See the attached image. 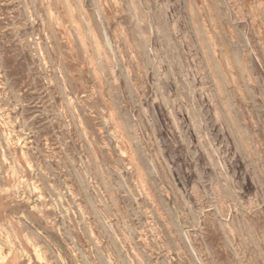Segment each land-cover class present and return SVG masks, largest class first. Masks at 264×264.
<instances>
[{
  "label": "rangeland",
  "instance_id": "374dc122",
  "mask_svg": "<svg viewBox=\"0 0 264 264\" xmlns=\"http://www.w3.org/2000/svg\"><path fill=\"white\" fill-rule=\"evenodd\" d=\"M10 259L264 264V0H0Z\"/></svg>",
  "mask_w": 264,
  "mask_h": 264
},
{
  "label": "crops",
  "instance_id": "0c3cea01",
  "mask_svg": "<svg viewBox=\"0 0 264 264\" xmlns=\"http://www.w3.org/2000/svg\"><path fill=\"white\" fill-rule=\"evenodd\" d=\"M13 260L14 259L6 260L3 264H15V263L12 262Z\"/></svg>",
  "mask_w": 264,
  "mask_h": 264
},
{
  "label": "bare ground",
  "instance_id": "6f19581e",
  "mask_svg": "<svg viewBox=\"0 0 264 264\" xmlns=\"http://www.w3.org/2000/svg\"><path fill=\"white\" fill-rule=\"evenodd\" d=\"M50 10V9H49ZM90 68V67H89ZM76 114V113H75Z\"/></svg>",
  "mask_w": 264,
  "mask_h": 264
}]
</instances>
